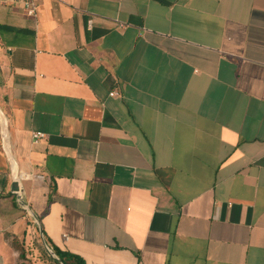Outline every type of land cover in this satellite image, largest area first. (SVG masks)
<instances>
[{
  "label": "crops",
  "instance_id": "0c3cea01",
  "mask_svg": "<svg viewBox=\"0 0 264 264\" xmlns=\"http://www.w3.org/2000/svg\"><path fill=\"white\" fill-rule=\"evenodd\" d=\"M36 4L0 0V264H44L6 152L87 264H264V0Z\"/></svg>",
  "mask_w": 264,
  "mask_h": 264
},
{
  "label": "trees",
  "instance_id": "16d2710c",
  "mask_svg": "<svg viewBox=\"0 0 264 264\" xmlns=\"http://www.w3.org/2000/svg\"><path fill=\"white\" fill-rule=\"evenodd\" d=\"M47 243H51L50 240L46 236ZM13 246L16 248V250L19 252V258L22 261L20 264H29L31 261L27 259V251L26 249L19 244L18 241L13 242ZM35 246L40 251V259L44 264H59L57 261L52 260L47 252L44 249V246L41 241V237L39 233H36L35 237ZM51 249L56 254V256L59 258V260L63 264H87L85 259L77 254H74L68 250H61L60 248L54 246L51 243Z\"/></svg>",
  "mask_w": 264,
  "mask_h": 264
},
{
  "label": "water",
  "instance_id": "95a60500",
  "mask_svg": "<svg viewBox=\"0 0 264 264\" xmlns=\"http://www.w3.org/2000/svg\"><path fill=\"white\" fill-rule=\"evenodd\" d=\"M0 117L4 120H6V115L0 110ZM7 133H8V129H7V125H6V132L4 133L5 138L7 137ZM7 156L10 160V162L13 164V167L15 165V176H16V183L14 184V189L17 191L16 192V196L19 200L20 206L22 209H24L25 211H27L35 220L36 224L38 225L39 228V232H40V237L42 240V244L44 246L45 251L47 252L48 256L52 259L57 261L59 264H63L59 258L56 256V254L53 252V250L49 247V244L47 243L46 237H45V233L43 231V228L41 226L40 220L38 218V216L34 213V211L32 210V208L29 206V204L27 203V201L24 199V195L22 194L21 190V175L18 169V165L16 163V160L12 157L10 152H6ZM17 185H20V192H18L17 190Z\"/></svg>",
  "mask_w": 264,
  "mask_h": 264
},
{
  "label": "built area",
  "instance_id": "2783aa9c",
  "mask_svg": "<svg viewBox=\"0 0 264 264\" xmlns=\"http://www.w3.org/2000/svg\"><path fill=\"white\" fill-rule=\"evenodd\" d=\"M12 2H19L22 3L26 9V12L29 16H34L36 9H37V4H36V0H10ZM111 95H117L116 92L111 93ZM33 138H34V142L38 143V141H40L41 139H45L46 138V134L43 132H35L33 133Z\"/></svg>",
  "mask_w": 264,
  "mask_h": 264
},
{
  "label": "bare ground",
  "instance_id": "6f19581e",
  "mask_svg": "<svg viewBox=\"0 0 264 264\" xmlns=\"http://www.w3.org/2000/svg\"><path fill=\"white\" fill-rule=\"evenodd\" d=\"M3 124H4V133L6 132V124H5V120L3 119ZM8 134V133H7ZM14 169H15V165H14ZM15 174V173H14Z\"/></svg>",
  "mask_w": 264,
  "mask_h": 264
}]
</instances>
